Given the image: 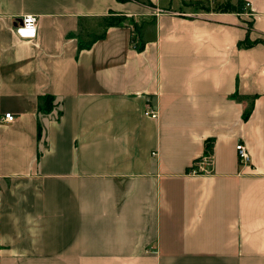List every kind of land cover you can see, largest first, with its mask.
Masks as SVG:
<instances>
[{
    "label": "crops",
    "instance_id": "1",
    "mask_svg": "<svg viewBox=\"0 0 264 264\" xmlns=\"http://www.w3.org/2000/svg\"><path fill=\"white\" fill-rule=\"evenodd\" d=\"M244 1L0 0V264H264V0ZM108 14L149 22L141 50L128 26L79 49Z\"/></svg>",
    "mask_w": 264,
    "mask_h": 264
},
{
    "label": "trees",
    "instance_id": "2",
    "mask_svg": "<svg viewBox=\"0 0 264 264\" xmlns=\"http://www.w3.org/2000/svg\"><path fill=\"white\" fill-rule=\"evenodd\" d=\"M129 1V0H124ZM186 4L190 7H196L200 11L209 13V12H231V13H240L245 7L246 2L244 0H234V1H226L225 3L213 2V5H210L207 0H194V1H186ZM86 19L80 18L78 20L77 26V37L79 39L78 47L80 50L89 48L95 41L100 40L105 37L106 30L110 27H119V26H128L131 30V44H135L138 50H141L144 46L143 41L140 38L139 30L137 29V24L126 16L122 15H114L108 14L104 17L98 19L97 26L99 30L95 33H88L87 28L85 26ZM130 25V26H129ZM87 37H89L87 40ZM256 41H248L246 38L244 41L238 42V48H248L253 46ZM240 99L239 96H237ZM54 98L49 95L39 97V105L38 112L50 113L54 109ZM253 106V102L250 103L249 108L245 111V115H248L250 109ZM39 126V125H38ZM40 128V126H39ZM38 136L40 137V131L38 132ZM209 154L212 153V142L208 145Z\"/></svg>",
    "mask_w": 264,
    "mask_h": 264
},
{
    "label": "built area",
    "instance_id": "3",
    "mask_svg": "<svg viewBox=\"0 0 264 264\" xmlns=\"http://www.w3.org/2000/svg\"><path fill=\"white\" fill-rule=\"evenodd\" d=\"M247 5V4H246ZM14 33L16 37L20 40H33L37 36V17L34 15H24L21 17L20 22H15ZM132 47L135 48V44H132ZM144 116L150 117L152 119L157 118V112L152 109L150 106H146L144 110ZM14 116L11 113H5L3 118H0V121L12 122ZM235 150L238 157L239 165H247L250 162L249 154L244 147L243 143H237Z\"/></svg>",
    "mask_w": 264,
    "mask_h": 264
},
{
    "label": "rangeland",
    "instance_id": "4",
    "mask_svg": "<svg viewBox=\"0 0 264 264\" xmlns=\"http://www.w3.org/2000/svg\"><path fill=\"white\" fill-rule=\"evenodd\" d=\"M149 1V0H147ZM209 2L210 5H213V2L217 1V2H220V3H225L226 1L228 0H207ZM230 1H234V0H230ZM159 11H168V12H175L177 14H183V13H192V14H204L205 12H202L200 11L198 8L196 7H190L186 4V1L185 0H182V2L180 3V5L178 6H175L173 8L171 7H166V8H161V9H158ZM151 23V22H150ZM146 24H149V22H146L145 24L143 23H140V25L138 24L137 25V29L140 31L141 28L144 26V27H147L148 25ZM150 26V25H149Z\"/></svg>",
    "mask_w": 264,
    "mask_h": 264
},
{
    "label": "water",
    "instance_id": "5",
    "mask_svg": "<svg viewBox=\"0 0 264 264\" xmlns=\"http://www.w3.org/2000/svg\"><path fill=\"white\" fill-rule=\"evenodd\" d=\"M17 22L19 23L20 22V19Z\"/></svg>",
    "mask_w": 264,
    "mask_h": 264
}]
</instances>
